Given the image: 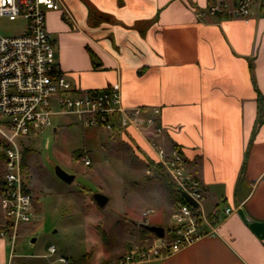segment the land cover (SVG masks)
I'll use <instances>...</instances> for the list:
<instances>
[{"label":"crops","instance_id":"obj_1","mask_svg":"<svg viewBox=\"0 0 264 264\" xmlns=\"http://www.w3.org/2000/svg\"><path fill=\"white\" fill-rule=\"evenodd\" d=\"M61 3L47 13V30L71 84L119 83L124 107L159 108V143L179 149L201 181L207 236L137 264H264V0H254L248 19L211 16L210 0ZM117 135L158 163L150 137L135 128L108 134Z\"/></svg>","mask_w":264,"mask_h":264},{"label":"built area","instance_id":"obj_2","mask_svg":"<svg viewBox=\"0 0 264 264\" xmlns=\"http://www.w3.org/2000/svg\"><path fill=\"white\" fill-rule=\"evenodd\" d=\"M254 0H210L207 13L221 18L248 19ZM61 0H0V19L23 21L18 35L0 34V137L4 141L0 210L4 221L0 238L7 239L11 248L9 260L15 258L14 249L19 226L31 222L34 212L33 195L25 190L22 173L23 138L39 130L51 128L53 117L76 115L83 125L116 132L115 125L126 131L135 128L150 137L158 163L169 175L177 190L188 194L197 204L195 208L183 197L177 200L171 214L172 223L163 238L156 243L137 247L126 253L118 264H137L162 259L196 243L207 236L204 227L212 222L201 211L203 188L201 181L189 173L185 158L179 149L166 150L158 141L164 128L157 107L126 108L122 104L121 85L114 83L100 91H80L61 71L56 60L54 42L47 30V13L61 11ZM23 146V147H22ZM81 161H91L82 155ZM227 209L226 213H230ZM153 210L143 212L148 218ZM50 254L56 247L48 248ZM58 260L67 263L63 256ZM4 264V263H0Z\"/></svg>","mask_w":264,"mask_h":264},{"label":"rangeland","instance_id":"obj_3","mask_svg":"<svg viewBox=\"0 0 264 264\" xmlns=\"http://www.w3.org/2000/svg\"><path fill=\"white\" fill-rule=\"evenodd\" d=\"M23 24L1 18L0 34L18 35ZM52 122L51 128L22 140L30 149L26 179L35 205L31 222L19 226L12 264H66L57 261L61 255L67 264H116L126 253L149 246L138 242L128 221L164 229L172 223L175 196L165 184L147 180L156 168L150 167L145 154L120 142L119 135L112 138L104 129L86 127L76 115L55 116ZM83 153L93 163L85 165L82 156L77 158ZM58 166L75 176L72 183L56 175ZM96 194L107 197L103 207L95 202ZM145 207L154 214L143 217L151 209ZM3 221L0 210V225ZM0 239L5 241L0 258L4 255L6 264L11 248L7 239ZM50 246L56 247L55 254L49 253Z\"/></svg>","mask_w":264,"mask_h":264},{"label":"trees","instance_id":"obj_4","mask_svg":"<svg viewBox=\"0 0 264 264\" xmlns=\"http://www.w3.org/2000/svg\"><path fill=\"white\" fill-rule=\"evenodd\" d=\"M259 101H261L260 98H259ZM261 117H262V107H261ZM260 122H261V120L258 121V123H260ZM115 129H116V131H121L118 123H116ZM5 146L6 145H5L4 141H2L0 139V190L2 187L3 161L5 159V154H4L3 148ZM137 150L141 152L139 147ZM29 152H30V149L24 147V149L22 151V169H23L22 173H23V177H24L25 182H26L25 183V190H26V192L33 195L31 189H29L28 182L26 179L28 176V165H27V159L26 158H27V155L29 154ZM80 156H82V154L78 155L77 158ZM145 158L148 160V162H150V167L154 166L156 168L155 175L152 178H147V180L149 182L158 181L161 184H165L166 186L169 187V189L171 190V193L176 197L177 200L183 201V198L180 195V192L177 190L175 184L173 183V181L171 180L169 175L165 172L163 166L161 164L157 163L155 160H153L148 155H145ZM211 219H212V217H211ZM127 221H128V219H127ZM128 223L136 231V237H137V240L140 244L146 243L148 240L156 237V235L149 230L148 227L150 225H147L144 223H141V224L133 223L131 221L130 222L128 221ZM0 229H1V225H0Z\"/></svg>","mask_w":264,"mask_h":264},{"label":"water","instance_id":"obj_5","mask_svg":"<svg viewBox=\"0 0 264 264\" xmlns=\"http://www.w3.org/2000/svg\"><path fill=\"white\" fill-rule=\"evenodd\" d=\"M56 175L64 182L70 184L75 179V176L73 174H69L65 172L61 167L55 168ZM181 196L193 207L197 208L198 204L186 193L182 192ZM95 202L100 206L103 207L105 203L107 202V197L102 194H96L94 195ZM149 230L156 235L157 238H163L165 234V230L163 227L160 226H149ZM35 240L33 239L32 242Z\"/></svg>","mask_w":264,"mask_h":264}]
</instances>
